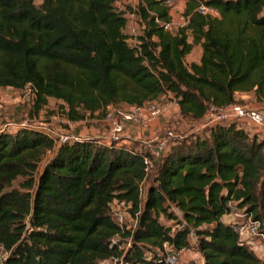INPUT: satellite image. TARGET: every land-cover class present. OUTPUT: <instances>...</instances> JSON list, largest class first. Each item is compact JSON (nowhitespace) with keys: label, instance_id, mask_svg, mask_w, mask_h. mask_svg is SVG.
Returning <instances> with one entry per match:
<instances>
[{"label":"trees","instance_id":"obj_1","mask_svg":"<svg viewBox=\"0 0 264 264\" xmlns=\"http://www.w3.org/2000/svg\"><path fill=\"white\" fill-rule=\"evenodd\" d=\"M177 1L185 3L189 24L167 31L163 24ZM116 2L43 0L38 7L34 0H0V88H29L37 112L50 99L61 101L72 121L169 94L180 115L193 120L211 105L247 106L237 94L264 104V0H138L142 33L135 47ZM200 2L220 16L201 15ZM198 45L201 60L188 65ZM207 133L177 140L150 177L146 153L91 140L57 146L30 129L1 132L4 264H100L113 257L169 264V250L189 248L192 233L203 264H264L222 220L233 203L264 231V136H251L236 122L216 123ZM20 178L23 192L12 189ZM122 201L131 204L133 229H121L113 218ZM161 216L182 228L174 231Z\"/></svg>","mask_w":264,"mask_h":264},{"label":"built area","instance_id":"obj_2","mask_svg":"<svg viewBox=\"0 0 264 264\" xmlns=\"http://www.w3.org/2000/svg\"><path fill=\"white\" fill-rule=\"evenodd\" d=\"M204 1V0H202ZM172 3V9H174L175 2ZM137 0H117L116 9L120 13H125L127 20H135L137 22V16L135 13V7ZM129 8H132L129 10ZM198 12L204 16L219 17L220 14L218 10L213 7L207 6L204 2H200L198 7ZM189 24V18L184 16V13L180 14L176 20H171L170 22L164 23V29L171 32H176L177 30L186 28ZM167 97H173L169 94ZM174 98V97H173ZM176 100V99H175ZM177 101L166 102L162 99L154 100L145 104L144 106H129L127 109L119 108L114 110V112L107 115V120L110 124L111 130L109 135V141L111 143H117L122 137H125L126 126L125 123H131L141 130H151L153 125L161 118L166 117L169 114L170 109L173 107H178ZM208 115L214 123H228V122H243L254 126L261 131H264V112L254 109L249 106H244L240 104H231L226 107H215L211 105L208 110ZM57 122L67 127L68 129H75L77 122L70 120L65 115L58 117ZM1 132H6L2 131ZM9 133V132H6ZM47 135V134H46ZM176 138L172 131H163L162 136H155L146 140L147 143H155L154 146L150 148V151L143 156V162L146 167V171L150 173L155 168V161H158L166 150V144ZM81 141L80 138L71 139L70 136H61L60 143H65L68 141ZM89 140V139H86ZM177 140V139H176ZM112 148V145L110 146ZM116 207H125L127 209L131 208V204L125 201L115 203ZM232 209L234 208L233 203H229ZM234 211V210H233ZM175 212L179 215L181 213L178 210ZM126 212L122 210H114L113 208V218L117 225L121 229H127L124 227ZM233 230L239 234L243 239L249 240L250 245L254 250H262L263 247H258L260 243L250 240L254 236H259L264 239V231H261V223L258 220H238L231 223ZM189 248H184L182 250L170 249L166 255V262L169 264H181L182 259L187 254ZM100 264H129L124 260L123 257H113L102 261Z\"/></svg>","mask_w":264,"mask_h":264},{"label":"rangeland","instance_id":"obj_3","mask_svg":"<svg viewBox=\"0 0 264 264\" xmlns=\"http://www.w3.org/2000/svg\"><path fill=\"white\" fill-rule=\"evenodd\" d=\"M42 2L43 0H34L35 5L38 7L42 4ZM179 4L182 5V2L177 1L175 5L178 6ZM125 33L129 38L128 39L129 44L132 47L137 46L138 37L139 35H141L142 30L139 24L135 20L128 21V25L125 29ZM198 57L199 56H191L187 58L186 60L187 64L189 65L190 62L194 61V59L197 60ZM65 109L66 108L64 107L61 101L50 99L48 105L42 111L37 112L34 109V95L29 88L25 89L24 91H17L13 89L3 88L0 89V130L13 134L23 129H30V130L44 132L50 138L54 139L57 146L60 145L61 136L68 135L71 137V139L74 138L89 139L91 137L90 134L86 135V132H82L80 136L75 132L76 129H68L67 127L62 126L57 122L56 119L64 114ZM169 114H176V113H174V111L170 109ZM168 115L164 118H167ZM176 116H177L176 118H172L170 121L168 120L166 121L167 126L165 127L164 132L172 131L176 136V138L170 140L166 144L167 145L166 150L167 149L170 150V148L174 146L173 143H176L177 140L184 139L185 137H187L189 135V132L201 133L200 135H206L208 134L207 133L208 128L216 124L212 122L208 114L203 119H199V120H193L190 118H183V117L181 118V116H179L178 114ZM237 125L238 127L243 128L246 132L250 133L251 136L258 134V137H260V139L262 138L261 136H264V131L257 129L252 125L243 122H238ZM189 128L191 130H189ZM154 145L155 143H153V146ZM101 146L104 145L102 144ZM147 150L148 148L142 151L143 153H148L150 149L148 151ZM48 156L51 155L49 154ZM47 159H49V157L46 158L44 162L41 164L40 171L42 170L44 164L48 161ZM153 175H154V171L153 172L151 171L150 177ZM23 183H24V179L22 178L18 179L17 181L14 182L12 189H16L22 192L25 191L22 189ZM114 210H122L127 213L125 217L124 227L130 230L136 226V220L133 219L132 215L129 212V209L125 207L119 208L114 206ZM232 214L234 217L230 218L231 222L238 220H249V219L254 220V217L247 214L243 209L235 208ZM177 216L179 221H182V216L180 214ZM160 220L161 223L165 225H170L174 231L182 228V225L179 224V221H175V222L168 221L163 216H161ZM192 236H195V234L192 233L190 236L192 245H190L191 253L188 255L194 258L193 260L194 264H199L201 261V257L199 255V251L197 250L196 244L193 241L194 238H192ZM195 240H197V238H195ZM250 240H254L257 243L258 242L260 243L257 246L263 248L262 250H260V253L259 252L258 253L259 255L264 256V239L259 236H254L250 238ZM7 256H8L7 253L3 249H0V264H4ZM184 262H186L185 256L182 259L181 264H185Z\"/></svg>","mask_w":264,"mask_h":264},{"label":"crops","instance_id":"obj_4","mask_svg":"<svg viewBox=\"0 0 264 264\" xmlns=\"http://www.w3.org/2000/svg\"><path fill=\"white\" fill-rule=\"evenodd\" d=\"M182 5L179 4L178 6H174V9H172L171 11V16L173 20H176L180 14L184 13L185 11V3L183 1ZM176 4V2H175ZM192 41V40H190ZM191 56H199L198 59H194V61L190 62L189 65L193 64V63H199L201 60V56H202V47L201 45L195 46L194 50L191 52L190 55L187 56V58L191 57ZM186 58V60H187ZM2 89V88H0ZM163 101L168 102H172V101H176L175 98L173 97H163L162 98ZM236 101L241 103V104H245L247 106H250L254 109L260 110L264 112V104H260L255 102V100L253 99V96H250L248 94H237L236 96ZM119 108H123V109H127L129 108L128 105H119V106H113V107H109L107 112L105 114L99 115V114H95L92 117H87L85 120L82 121H76V127H75V132L81 136L82 132H86V135L90 134L91 137L89 138L92 142H94L95 144L101 146L102 144L105 147H109L112 145L113 148H120L122 147L123 149H128V150H134L137 152L140 151H144V149L148 150L153 146V143H147L146 140L148 141L149 139H151L152 137L155 136H162L163 131L165 129L166 125V121H170L172 118H176L177 114L179 116L180 115V108L178 107H173L172 111H174V113L176 114H169L167 118H161L159 119L152 127L151 130L145 131V130H141L139 129V127L126 122L125 126H126V134L125 137H122L120 139V141H118L117 143H111L109 141V135H110V124L107 120V115L109 113L114 112V110L119 109ZM182 118V116H181ZM197 129V128H196ZM189 130H191L189 128ZM249 131V130H248ZM194 134L192 132H189V135ZM188 135V136H189ZM82 139V138H80ZM82 140H86V139H82ZM174 144V143H173ZM127 146V147H126ZM133 146V148H132ZM147 150V151H148ZM143 151L141 153H143ZM234 217L233 214H229L226 215L222 218V220L225 223H232L230 221V218ZM230 221V222H229ZM194 243L196 244L195 240V236H192ZM190 245H192L191 240H190ZM253 249V248H252ZM254 250V249H253ZM255 252L258 254V252L260 253V250H255ZM191 253V249L189 247L187 254L185 255V264H194L193 257H190ZM199 255L201 257V261L199 264H203V257L199 252ZM258 257L262 258L264 257L263 255H258Z\"/></svg>","mask_w":264,"mask_h":264}]
</instances>
